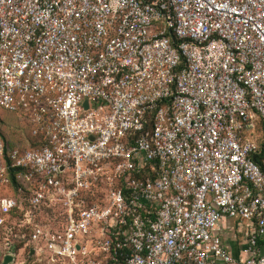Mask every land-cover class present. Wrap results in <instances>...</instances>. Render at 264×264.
Listing matches in <instances>:
<instances>
[{"label":"built area","instance_id":"obj_1","mask_svg":"<svg viewBox=\"0 0 264 264\" xmlns=\"http://www.w3.org/2000/svg\"><path fill=\"white\" fill-rule=\"evenodd\" d=\"M0 110L1 264H264V0H0Z\"/></svg>","mask_w":264,"mask_h":264},{"label":"rangeland","instance_id":"obj_2","mask_svg":"<svg viewBox=\"0 0 264 264\" xmlns=\"http://www.w3.org/2000/svg\"><path fill=\"white\" fill-rule=\"evenodd\" d=\"M0 115L3 118V122L1 125V131L3 132V135L6 138V141L9 146L12 148L15 146H20V147H26L28 146L27 140L30 139L29 135V126L28 124L18 118L16 115H13L11 113L4 112L0 110ZM2 136V137H4ZM13 192L11 189L8 188H0V197L3 196H9ZM2 242L0 241V246ZM20 259L18 261V258L16 260L15 264H48L41 256H35L31 258L30 260H27L24 258L25 250L24 252L20 253Z\"/></svg>","mask_w":264,"mask_h":264},{"label":"crops","instance_id":"obj_3","mask_svg":"<svg viewBox=\"0 0 264 264\" xmlns=\"http://www.w3.org/2000/svg\"><path fill=\"white\" fill-rule=\"evenodd\" d=\"M0 122H3V118ZM13 146L15 147V145ZM9 147L12 148L11 146ZM216 231L222 236L225 246L234 258H248L249 254L246 252L249 242L247 223L224 219L218 224ZM259 245L260 252L264 255V238L260 240Z\"/></svg>","mask_w":264,"mask_h":264},{"label":"trees","instance_id":"obj_4","mask_svg":"<svg viewBox=\"0 0 264 264\" xmlns=\"http://www.w3.org/2000/svg\"><path fill=\"white\" fill-rule=\"evenodd\" d=\"M0 124H2V122H0ZM0 133H1L2 136H4L2 131ZM3 138L6 141L5 136ZM14 184H15V180H14ZM43 208L44 207H40V210L43 211V214L48 216V217H51L50 215H52V212L50 210H46V209H43ZM29 233H30L29 230H26L27 237H28ZM14 241H15V246H16L17 252L19 250L23 249L25 247V245H26V240H21L19 238H16V239H14ZM1 242L3 243L2 240H1ZM31 251H32V249H30V248H26L25 249V254H23L25 259L30 260L31 258L35 257V255H31Z\"/></svg>","mask_w":264,"mask_h":264},{"label":"water","instance_id":"obj_5","mask_svg":"<svg viewBox=\"0 0 264 264\" xmlns=\"http://www.w3.org/2000/svg\"><path fill=\"white\" fill-rule=\"evenodd\" d=\"M85 106L87 107L88 104L85 103ZM31 255H34V250L31 251ZM13 262H14V257L10 256V255H7V256H5L4 261L2 262V264H12Z\"/></svg>","mask_w":264,"mask_h":264}]
</instances>
